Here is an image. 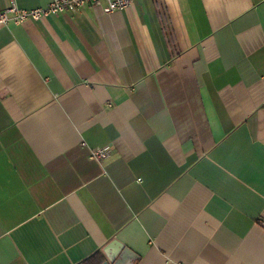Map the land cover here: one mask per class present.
I'll list each match as a JSON object with an SVG mask.
<instances>
[{
    "label": "crops",
    "instance_id": "0c3cea01",
    "mask_svg": "<svg viewBox=\"0 0 264 264\" xmlns=\"http://www.w3.org/2000/svg\"><path fill=\"white\" fill-rule=\"evenodd\" d=\"M123 258L264 264V0L0 27V264Z\"/></svg>",
    "mask_w": 264,
    "mask_h": 264
},
{
    "label": "built area",
    "instance_id": "2783aa9c",
    "mask_svg": "<svg viewBox=\"0 0 264 264\" xmlns=\"http://www.w3.org/2000/svg\"><path fill=\"white\" fill-rule=\"evenodd\" d=\"M132 0H50L46 5L35 8H21L15 0H10L7 8L0 11V27L13 22L20 24L24 20L39 19L49 14H57L62 11H74L85 6L99 7L104 13L120 10L131 4ZM108 146L94 149L91 156L102 158L108 155Z\"/></svg>",
    "mask_w": 264,
    "mask_h": 264
},
{
    "label": "water",
    "instance_id": "95a60500",
    "mask_svg": "<svg viewBox=\"0 0 264 264\" xmlns=\"http://www.w3.org/2000/svg\"><path fill=\"white\" fill-rule=\"evenodd\" d=\"M122 257H123V255H120V258H122ZM109 260H111V259H109ZM109 260L106 259V260H104L101 264H111ZM115 261H116V260H114V261L112 262V264H114ZM124 262H125V258L122 259V261L120 262V264H125ZM117 264H119V263H117Z\"/></svg>",
    "mask_w": 264,
    "mask_h": 264
}]
</instances>
